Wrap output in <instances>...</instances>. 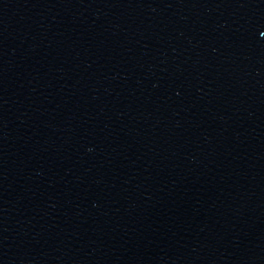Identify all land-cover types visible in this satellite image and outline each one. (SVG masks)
Returning a JSON list of instances; mask_svg holds the SVG:
<instances>
[{"label": "water", "instance_id": "obj_1", "mask_svg": "<svg viewBox=\"0 0 264 264\" xmlns=\"http://www.w3.org/2000/svg\"><path fill=\"white\" fill-rule=\"evenodd\" d=\"M0 264H264V0H0Z\"/></svg>", "mask_w": 264, "mask_h": 264}]
</instances>
